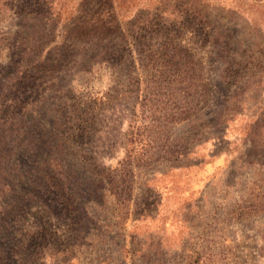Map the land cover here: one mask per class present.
Returning <instances> with one entry per match:
<instances>
[{"label": "rangeland", "instance_id": "374dc122", "mask_svg": "<svg viewBox=\"0 0 264 264\" xmlns=\"http://www.w3.org/2000/svg\"><path fill=\"white\" fill-rule=\"evenodd\" d=\"M113 1L169 27L34 74L46 19L0 0V93L32 74L0 129V264H264V0Z\"/></svg>", "mask_w": 264, "mask_h": 264}, {"label": "trees", "instance_id": "16d2710c", "mask_svg": "<svg viewBox=\"0 0 264 264\" xmlns=\"http://www.w3.org/2000/svg\"><path fill=\"white\" fill-rule=\"evenodd\" d=\"M34 5L46 19L49 30L45 39L36 40L28 50L22 51L16 62L17 66H30L27 69L34 74L40 69L53 72L66 68L77 59L79 65L84 67L83 72L89 73L92 63L121 55L130 37L166 30L169 23L162 17L173 15L168 9L155 8L138 11L134 18L123 19L122 2L115 4L113 0H82L77 16L67 17L57 29L59 21L52 18L53 0H35ZM187 12L193 26L201 28L203 20L200 11L191 7ZM44 52L45 57L41 60ZM31 80L32 74L26 70L16 80V85L3 87L0 93V129L7 125L13 126L15 116L28 106L22 104L19 95H23L30 87Z\"/></svg>", "mask_w": 264, "mask_h": 264}]
</instances>
